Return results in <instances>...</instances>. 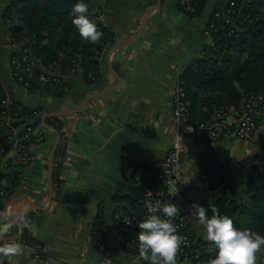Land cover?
Here are the masks:
<instances>
[{
  "label": "crops",
  "instance_id": "obj_1",
  "mask_svg": "<svg viewBox=\"0 0 264 264\" xmlns=\"http://www.w3.org/2000/svg\"><path fill=\"white\" fill-rule=\"evenodd\" d=\"M215 1L209 0L202 14L190 17L178 7V0H162L161 6L149 16L139 39L110 56V47L106 48L104 89L117 83L108 64L120 82L77 113L60 117L61 157L55 158L57 193H53L51 203L48 159L54 141L52 130L45 128L44 142L32 149V162L12 176L16 185L12 195L2 201L0 212L13 220L23 212L30 220L24 225L15 224L0 240V243L20 242L24 247L20 256H0V264H105L107 259L113 264H150L144 259L135 261L117 245L121 229L113 219V212L124 201L119 197L125 194L123 185L128 184L134 168L161 159L176 138L185 145L180 166L190 226L201 239H204L203 225L191 213L194 202L201 205L205 200L199 166L231 163V182L241 197L246 195L243 180L250 167L242 160L251 159L264 182L263 118L250 140L207 141L196 127L180 122L173 114L174 84L187 66L201 56L204 47L212 43L204 29ZM97 2L92 1L93 9ZM155 3L156 0H100V20L116 40L125 39L138 32L145 13ZM74 78L68 95L63 97L43 88L30 91L10 79L3 88L8 99L39 108L38 117H43L52 111L72 109L93 94L95 89L91 86L77 88L78 79ZM16 197H24L46 209H35L25 201L7 206ZM99 219L101 227L96 230L94 223ZM23 228L33 245L20 238L5 241L17 237ZM104 240L105 250L98 245Z\"/></svg>",
  "mask_w": 264,
  "mask_h": 264
},
{
  "label": "trees",
  "instance_id": "obj_2",
  "mask_svg": "<svg viewBox=\"0 0 264 264\" xmlns=\"http://www.w3.org/2000/svg\"><path fill=\"white\" fill-rule=\"evenodd\" d=\"M90 1L86 0L89 7V18L95 21L98 28L104 33L100 42L95 44L82 39L71 22V9L76 0H19L20 3L12 4L13 2H11L7 5L8 9L3 13V18L8 19L7 15L11 12L12 5L15 6L18 21L10 27V32L15 40L23 41L32 48L34 55L40 57L41 63L44 65L49 64L50 59H57L55 63L60 66L62 75L78 73L79 69H82V76L86 78L91 72H94L93 68L99 65L101 53L115 40L114 34L100 20V9L91 8ZM187 1L193 11H186L185 4L178 3V7L190 17L202 14L209 2V0ZM231 1L233 0H216L212 5L206 27L214 24L217 28V31L212 33L214 45H206L201 56L194 59L181 76L185 98L189 103L190 110L186 125L197 128L201 123L212 121L217 113L221 114L227 109L240 110L248 96L264 91V0H244L243 4L239 2L241 0H235L239 4L234 9L239 11L240 15L234 23L231 21L226 24L223 16L216 17L215 13L230 7ZM234 25L239 29L230 33ZM63 46H66L69 51L66 53L67 57L60 58L57 56V50L59 51ZM72 60H75L74 64L78 63L77 67H72L74 65L70 62ZM40 74L39 70L35 71L36 77H39ZM64 80L61 77L51 85L47 84L41 88L54 96L63 97L67 95L68 91L60 90L62 85H66L67 90H70L73 84L72 81ZM85 80L92 84L91 79ZM32 81L29 89L36 90L39 83L34 79ZM4 99H6V94L0 81V116L4 110L2 104ZM20 104L15 103L13 112L19 115L29 112L39 113V108L33 109ZM39 119L40 117L36 121ZM60 119V117L46 119L47 124L61 132L55 158L59 151L61 152L63 133ZM13 124L17 125V123ZM43 129L45 130L44 127ZM3 140L4 137H0V147L3 145ZM242 163L250 165L243 180L248 194L246 199L241 196L237 197L236 185L230 182L220 194H205V200L201 202V205L208 209L209 216L212 214V209L215 208L221 214L229 215L236 227H246L264 234L263 178L257 165L251 159H244ZM13 180H10L8 186V196L12 195L16 185L15 178ZM52 182L53 191L56 192V167L53 169ZM123 186L126 192L123 190L122 192L125 194L119 198L123 199L124 203L134 204L135 196L139 194L140 188L129 183ZM26 218L28 221L30 220L28 215ZM100 227L99 219L95 221L94 228L98 230ZM100 234L102 235V232ZM20 240L31 243L32 239L24 228Z\"/></svg>",
  "mask_w": 264,
  "mask_h": 264
},
{
  "label": "built area",
  "instance_id": "obj_3",
  "mask_svg": "<svg viewBox=\"0 0 264 264\" xmlns=\"http://www.w3.org/2000/svg\"><path fill=\"white\" fill-rule=\"evenodd\" d=\"M239 2L245 3L244 0ZM184 4L186 11H193L187 0H184ZM238 4V1H231L230 7L215 13V16L222 15L226 24L231 21L234 23L240 15V12L234 9ZM238 29L239 27L234 25L230 33L236 32ZM216 31L217 28L211 24L210 27H205L204 34L212 37V33ZM22 44L26 48L23 50V55L17 53L12 59L15 76L20 83H30L35 76V71L38 70L41 72L39 75L40 82H44L46 85H51L52 82L60 80L61 77L67 79V74H64L65 77L64 75L56 77L45 72L43 65H39L31 59L33 57H30V47L25 42ZM213 45L214 41L212 40L211 46ZM27 85L29 84H26V87ZM2 104L4 110L1 112V116L5 120L0 126V137H4L3 145L0 147V206L2 201L8 197V186L15 171L32 162L34 159L33 147L43 143L46 138L42 124L36 121L38 113L29 112L24 115L13 113V115L12 104L7 99H4ZM171 104L174 117L185 123L190 116V110L181 79L173 86ZM10 114L12 115L9 116ZM260 118L264 119V91L248 96L240 110L227 109L221 114L217 113L212 121L199 124L197 130L207 141L250 140L258 129ZM15 121L21 123L14 125ZM184 152V143L176 138L161 159L149 165L137 166L128 178V183L138 186L140 192L135 196L134 204L123 202L121 206L119 205V208L113 212V219L120 225L121 229L116 240L117 245L132 255L135 261L143 259L139 255L136 234L139 231L138 224L148 214L145 207L147 199H151L153 202H171L180 209L177 216L168 218L177 226V232L181 237L177 262L209 264V260L215 255L210 243L203 239H196L195 231L190 226V213L185 205L186 196L183 191L185 178L180 166ZM59 153L61 152L59 151ZM60 157L61 154H58L57 158ZM55 161L57 160H54V167H56ZM230 164L226 162L199 166V178L207 195L220 194L230 184ZM3 180H6V184L3 183ZM149 191L152 192L151 197L148 195ZM29 244L33 245L32 243ZM98 245L100 249L104 248L105 250V240L104 243L98 242ZM105 264H113V262L107 259Z\"/></svg>",
  "mask_w": 264,
  "mask_h": 264
},
{
  "label": "clouds",
  "instance_id": "obj_4",
  "mask_svg": "<svg viewBox=\"0 0 264 264\" xmlns=\"http://www.w3.org/2000/svg\"><path fill=\"white\" fill-rule=\"evenodd\" d=\"M72 24L79 36L85 41L99 43L104 35L95 21L89 18V7L86 0H76L71 9ZM149 197L152 192L149 191ZM146 217L138 224L136 234L139 255L151 264H177V254L181 247V237L177 226L171 219L178 215L180 209L174 203L145 201ZM193 209L204 228V239L210 242L215 255L209 264H256L258 253L264 252V234L250 228H240L234 225L233 219L227 214H221L213 208L208 215V209L198 203H193ZM26 214L21 212L15 220L0 212V240L15 224H26ZM24 252L20 242L0 243V256L16 257Z\"/></svg>",
  "mask_w": 264,
  "mask_h": 264
},
{
  "label": "rangeland",
  "instance_id": "obj_5",
  "mask_svg": "<svg viewBox=\"0 0 264 264\" xmlns=\"http://www.w3.org/2000/svg\"><path fill=\"white\" fill-rule=\"evenodd\" d=\"M92 1L93 0H91L90 3H89L90 7L92 6L91 5ZM98 1L99 2H97L96 6L94 7V10H97V8H99V9L101 8L100 0H98ZM11 2H13L12 4L20 3L19 0H0V79L2 80V81L1 80L0 81H1L2 86H3L5 81L7 79H10L12 82L17 83V84L21 85L22 87H25V88L29 89L31 87V82L30 83H23V82L20 83V81H18V78L15 76V71L13 69L12 59H13L14 55L17 54V53L23 55V50L26 49V48H24V46L22 44L23 41L15 40V38L12 36V32H10V27L14 26L16 24V22L18 21L17 20V18H18L17 17V8L12 5L11 12L7 15L8 19L7 18L6 19L3 18L4 17L3 13L6 12V9H8L7 5L10 4ZM178 3L183 5L184 4V0H178ZM101 14H102V12H101ZM100 17H102V16H100ZM107 29H109V28L107 27ZM210 39L212 40V37H210ZM117 41H119V40L115 39L114 43L109 44L107 48L110 47V49H111L113 47V45ZM67 51H69V50H67V47L63 46L59 51L57 50V56H60V58L67 57V55H66ZM100 56L101 57L99 58V65L94 67L93 68L94 72L93 73L91 72V74H89L86 78H84L82 76L83 70L79 69L78 73H73V74H69L68 73L67 74V80L65 79L64 81H72V79L75 77L74 79H76V78L78 79V80L76 79L77 80V84H76L77 88H83V87L91 86L90 88H94L95 89V91L93 93L98 92L100 90H103L104 89V73H105V69H104V51L101 53ZM30 57H33L31 59L36 61L37 64L43 65L45 72H47L48 74L54 75L56 77H59V75H62L61 74V70L59 68L60 66L55 63V62H57V59H55V58L54 59H50V63L47 64V65H44L43 63H41V58L40 57H36L34 55V53L32 51V48H30ZM78 57H80V56H78ZM74 61H72L73 64H74ZM76 65H78L77 62H75V64L72 67H77ZM66 69H67V66H66ZM65 76L66 75H64V77ZM88 78L91 79L92 84H90V82L85 80V79H88ZM33 79L37 80L38 83H39V87L36 90H38L39 88H41V87L46 85V83L40 82L39 77H36V75L33 76ZM26 84H29V85H27V87H26ZM62 86L63 87H61L60 90H62L63 92L64 91L65 92L68 91V93H69L70 90H67V86L66 85L65 86L62 85ZM30 91H35V89L30 90ZM68 93H67V95H68ZM6 99L9 101V103L12 104V106H14L15 103H17V101L10 100V98L8 99L7 94H6ZM20 105H22V104H20ZM13 113L15 114V112H12V114ZM12 114H10L9 116H11ZM41 117L38 120L39 122L41 120ZM4 120H5V118L3 116H0V126L3 123ZM18 121H15V123H17V125H19ZM44 132L46 133V130H44ZM3 183L6 184V180H3ZM121 194H123V193H121ZM236 195H237V197H239L238 193H236ZM247 196H248V194L246 192V195L243 196V199H246ZM191 213H193V217H195V219H197V220L199 219L198 216L195 213V210H192ZM195 236H196L195 237L196 239L202 240L196 234H195ZM204 241H206V240L204 239ZM263 261H264V252L258 253L256 264H264ZM177 264H191V263H189V262H185V263L177 262Z\"/></svg>",
  "mask_w": 264,
  "mask_h": 264
},
{
  "label": "water",
  "instance_id": "obj_6",
  "mask_svg": "<svg viewBox=\"0 0 264 264\" xmlns=\"http://www.w3.org/2000/svg\"><path fill=\"white\" fill-rule=\"evenodd\" d=\"M162 0H156V3L145 13L142 22H141V27L138 30L137 33H135L134 35H132L131 37L125 38V39H121L119 41H117L113 47L110 49L109 52V56L112 52L118 50L119 48L126 46L127 44H129L130 42L137 40L141 37L144 28L146 26V23L148 21L149 16L152 14V12L156 9H158L161 6ZM109 68L111 69L112 73L116 76L117 78V83H115L114 85H111L110 87L100 90L96 93L87 95L86 97H84V99L74 108L69 109V110H64V111H52L49 113H46L41 120V124L44 128L46 129H50L54 132V141H53V145L51 147V151H50V155H49V159H48V182H49V203H51L52 199H53V182H52V173H53V169H54V160H55V153L56 150L58 148V145L60 143V131L58 129H56L54 126H51L49 124L46 123V119L48 118H52V117H66V116H70L74 113H77L78 111H80L90 100H92L95 97L101 96L104 93H107L113 89H115L118 86V83L120 82V77L117 75V73L112 69L111 65L108 64ZM16 201H25L28 204H30L32 207H34L35 209L41 210V209H46L44 207H40L37 206L36 204H34L32 201H30L29 199H26L24 197H16L13 198L8 204L12 205L14 202ZM22 235V231H20L19 235L15 238H10V239H6L5 241H12V240H16L21 238Z\"/></svg>",
  "mask_w": 264,
  "mask_h": 264
}]
</instances>
